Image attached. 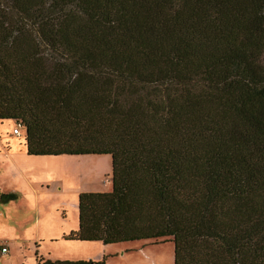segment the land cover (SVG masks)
Listing matches in <instances>:
<instances>
[{"label": "trees", "instance_id": "1", "mask_svg": "<svg viewBox=\"0 0 264 264\" xmlns=\"http://www.w3.org/2000/svg\"><path fill=\"white\" fill-rule=\"evenodd\" d=\"M0 120L28 155H110L63 239L264 264V0H0Z\"/></svg>", "mask_w": 264, "mask_h": 264}, {"label": "rangeland", "instance_id": "2", "mask_svg": "<svg viewBox=\"0 0 264 264\" xmlns=\"http://www.w3.org/2000/svg\"><path fill=\"white\" fill-rule=\"evenodd\" d=\"M13 128V121L0 120V192H9L13 188L16 190L23 188L21 184L12 182L11 173L14 168L8 165L3 157L6 150L5 142L7 141L8 143L12 142L11 147L15 151L19 149L22 152L21 155L25 153L23 148L24 135L21 130H19V135L14 134ZM29 158L27 157L21 161L18 160L19 166L36 170L40 174V179L41 177L43 178L46 167L52 168V170L57 172L56 178H60L58 176H61L63 163H65L64 166L68 171L66 179H71L69 180L71 190H67L66 192L65 190L64 192L53 191L52 206L55 205L56 209L52 210V216H55L57 219L59 218L68 225L74 226L73 223L77 217V200L75 198L78 196V193H73V191H107L111 187V157L109 154H100V156L96 157H80L78 162L72 159L61 161L60 156L52 158ZM53 184H55V180L52 181V189ZM58 203H62V206L64 204L65 209L56 206ZM30 219L29 217L22 216L21 208L14 207L9 211H5V205L1 203L0 241L2 239H9V235L19 237L20 239L35 236V231H32L33 229H30L31 227L25 228L24 231L22 230L23 226ZM7 221L14 225L15 231L8 232L7 229L3 228L7 224ZM21 242L22 240H19L17 245L12 246L6 243V241L0 244V249L2 246H7V244L9 247V251L6 254L1 255L2 252L0 250V264H33L35 260L34 251L27 244H25L27 247H23L22 245L19 248ZM81 244L88 247L87 253L92 255V257L95 256V260L104 259V264H173L174 253L171 237L141 239L112 244L88 241ZM59 246L44 243L42 252L46 253L52 250L54 254L64 253L61 252L62 250H59L61 248ZM95 246L98 249H94ZM101 250L104 251L103 254L97 257ZM43 256L46 257L45 254Z\"/></svg>", "mask_w": 264, "mask_h": 264}, {"label": "crops", "instance_id": "3", "mask_svg": "<svg viewBox=\"0 0 264 264\" xmlns=\"http://www.w3.org/2000/svg\"><path fill=\"white\" fill-rule=\"evenodd\" d=\"M6 150L3 155L5 161L8 165L14 168L11 173L12 182L21 184L23 188L14 189L12 191L16 192L18 197L14 200L8 201L6 203H2L5 205V211H9L11 208L18 207L21 208L22 216L31 218L30 221L25 224L22 228L24 231L25 228L31 227L32 231H35V236H32L27 239H20L19 237H13L11 235L9 239H2V242L8 243L10 246L17 245L18 241L22 240L19 245V248L27 247L25 244L29 245L32 251H34L35 260L33 264H36V257H43L44 259L50 260H95V256L89 255L87 253L88 247L83 246L81 243H86L88 241H80V240H66L62 238L63 234L68 233L71 230H75L78 227V196L75 198L77 201V217L74 220V226L66 224V222L57 219L55 216H52V210L56 209L55 205L52 206V193L53 191L61 192L65 190H71L70 182L71 179H66L67 169L65 168L63 163L62 174L56 178L57 172L52 170V168L46 167L44 170V176L40 179V174L36 170H32L29 167L19 166L18 160L26 159L27 157L32 158H52L56 156H60L61 161H68L70 159L78 162L80 157H92V156H100L94 154H84V155H28L24 148V154L21 155V151L17 149L15 151L11 146L12 142H5ZM25 161V160H24ZM48 165V164H47ZM56 178V179H55ZM55 180V184H53L52 189V181ZM13 186V185H12ZM82 191H73V193H80ZM58 203L56 206H60L65 209L64 204ZM21 206V207H19ZM65 211V210H63ZM12 212V210H11ZM16 212V211H15ZM30 223V224H29ZM6 224V223H5ZM14 225L7 221V224L3 226L4 229H7L8 232L15 231ZM31 231V232H32ZM17 236V235H16ZM6 238V237H5ZM99 242V241H95ZM44 243H49L52 245H60L59 250H62L61 254H54L51 251L42 252ZM7 244V252L9 251V247ZM29 248V247H28ZM94 249H98L96 246ZM86 251V252H85ZM85 252V253H84ZM103 250L97 255L99 257L103 254ZM1 253V255L6 254ZM22 253V252H21ZM46 255V257L43 256ZM86 254V255H85ZM86 256V257H83Z\"/></svg>", "mask_w": 264, "mask_h": 264}, {"label": "built area", "instance_id": "4", "mask_svg": "<svg viewBox=\"0 0 264 264\" xmlns=\"http://www.w3.org/2000/svg\"><path fill=\"white\" fill-rule=\"evenodd\" d=\"M19 130H20L19 127L16 126V127L13 128V133L16 134V135H19ZM0 250H1L2 253H6L7 252V247L6 246H2Z\"/></svg>", "mask_w": 264, "mask_h": 264}]
</instances>
